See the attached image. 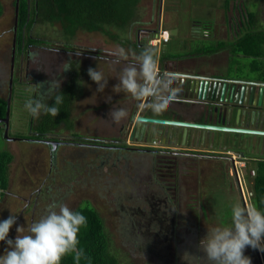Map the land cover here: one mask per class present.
<instances>
[{
    "label": "rangeland",
    "instance_id": "obj_1",
    "mask_svg": "<svg viewBox=\"0 0 264 264\" xmlns=\"http://www.w3.org/2000/svg\"><path fill=\"white\" fill-rule=\"evenodd\" d=\"M13 1L0 0V96L7 98L10 87L13 104L8 138L4 137L5 127L0 123V151L8 150L13 156L9 165L8 188L0 202V221L11 214L17 216L9 239L15 240L17 227H27L46 215L48 205L53 202L66 203L72 210L88 203L102 218L110 239V251L116 254L119 264H207L199 243L207 236L208 228L228 225L231 207L236 203L244 205L237 181L230 176V164L225 161L210 167V162L205 161V169L210 171L206 170L204 174L214 178L218 170L219 181L206 183L209 185L202 189L195 180H191L193 172L190 171L189 175V172L180 170V163H177L176 168L168 172L166 184L171 187L163 190L151 179L155 175L151 165L159 159L158 151L143 155L124 149L122 144L140 148L138 145L142 139L131 140L127 144L119 129L126 118L118 125L113 124L109 121V113L114 106L131 110L128 104L130 97L113 91L119 83V70L129 64L122 59L121 50L128 60L136 62L142 51L136 43L145 40L149 29L157 28L159 7H162L164 15L163 25L172 34L170 42L160 47L159 58L192 54L189 60L181 61L179 65L175 63L176 70L189 71L199 67L209 73L218 71L232 75L224 67L230 61L229 56H235L227 47L214 55L206 52L221 41H232L229 37L225 39L226 35L230 36L229 28L217 25L222 20V6L226 13L225 0H178L176 5L175 0H126L134 2V8L128 11L126 18L116 17L101 23L93 19L96 25L91 21V13L81 10L80 0L69 3L68 17L59 9H50L52 0H30L34 21L30 28L23 30L24 37L32 36L42 42L35 44L36 47L25 48L21 58V53L15 52L12 62ZM227 3L230 21L236 20L240 9L243 12L239 22L236 21L237 28L233 26L231 29L233 35L238 32L236 29H239L240 22L246 21L249 11L255 15L256 30L264 29V0H226ZM87 5L91 9L97 3ZM217 15L220 19L216 18ZM232 58V62L241 66H246L251 60V65L255 62L256 69L261 70L264 49L254 59L248 60L244 56ZM65 63L70 67L68 71H65ZM219 64L222 66L217 67ZM89 68L101 71L108 80L104 92L98 91V85L88 75ZM10 74L12 83L9 85ZM246 74L258 76L251 70ZM35 77H38L37 85H44L41 92L48 90L51 80L60 81L58 91L69 99V113L62 117L66 122L52 117L49 122L56 125L47 134L60 137L56 140L70 138L68 140L72 141L73 134L84 140L97 138L100 140L98 143L103 142L101 148L91 152L94 147L85 145L86 141H81L82 145L60 141L52 150L48 144L34 142L37 137L33 127H37L43 113L39 119H33L24 104L27 99L39 96L40 88L33 87L35 85L31 83L36 81ZM108 97H111L110 101ZM50 100H45V103ZM149 112L147 114L156 115ZM170 129L173 132L176 128ZM161 137L162 132L156 130L155 139L159 141ZM261 156L264 157V153L259 154L256 162L264 161ZM55 160L59 167L49 174ZM154 170L156 174L160 172ZM223 173L226 175L222 178ZM246 178L251 179L249 176ZM174 179L180 182L174 184ZM230 180L235 182L236 191L230 190ZM60 187L62 190H58ZM204 191L209 192L206 194ZM7 249V243L0 242V257ZM244 254L252 264H264V253L259 250L248 247Z\"/></svg>",
    "mask_w": 264,
    "mask_h": 264
},
{
    "label": "clouds",
    "instance_id": "obj_2",
    "mask_svg": "<svg viewBox=\"0 0 264 264\" xmlns=\"http://www.w3.org/2000/svg\"><path fill=\"white\" fill-rule=\"evenodd\" d=\"M234 6L233 10L235 9ZM161 20L157 22V28L155 30L149 29L145 35V40L140 42L143 43V46L140 47L143 49L136 57V62L127 64L119 70L117 76L119 83L113 88L115 93H124L125 97H130L134 100L133 105L139 104V108H136V105L134 109L135 117L139 115L140 111L144 113L149 108L154 114H161L167 110L174 100L171 92V86L174 81L172 82L167 74L161 75L157 69L160 47L170 39V32L166 30ZM231 21L232 26L229 28V33L233 35L231 29H233V26L237 28V25L233 23V20ZM163 30L166 31L168 36L166 41L160 40V43L156 41L152 45L150 43L151 37L158 36ZM121 55L122 59L127 60V56L123 55V50H121ZM69 69L70 67L65 63V71ZM163 70L165 69L163 68ZM181 73L184 72L174 70L173 75L182 77L179 76ZM88 75L98 85V91L104 92L108 80L103 73L89 68ZM185 76L196 79L201 78L202 74ZM33 87L40 88V93L38 98H29L25 101L24 107L27 112L33 119H39L42 113L57 117L60 112L57 106L61 105L64 100V95L58 91L61 87V82L51 80L48 82V90L46 92H41L44 87L43 84ZM48 99H54L55 105L50 107L48 103H45V100ZM108 100L110 101L111 97H108ZM144 102H148V106L143 109ZM136 111H138V114H136ZM126 116L127 111L125 108L114 106L109 113V121L118 125ZM143 116L152 117L145 114ZM153 125L157 127L156 124ZM151 128L154 127H148L149 133ZM153 138V140L149 141L150 143L142 140L141 144L138 145L140 146L139 149L150 147L155 151H160L168 145L165 139L161 144L156 141L159 146L154 147L151 144L152 141L156 140L155 135ZM126 143L128 144L129 141L127 140ZM241 155L248 163L246 168L243 169L244 179L249 185V189L252 190V180L256 173V167H253L251 161L245 158L243 154ZM248 167L254 170V174L250 173ZM246 171L248 172L246 173ZM230 174L232 173L230 172ZM230 176L236 180L235 171ZM246 176L251 179L248 180ZM74 210L66 203L53 202L49 204L46 215L27 225V227L19 226L16 228L17 236L15 240L9 239V233L17 223V216L11 214L7 219L0 221V242H6L8 245L5 254L0 257V264H62L64 258L68 256H72L74 264H81L82 258H86V256L85 252L79 247V234L81 229L87 226V218L81 211L74 212ZM248 247L264 253V211H261L255 203L234 204L230 211V223L208 228L207 236L199 243V250L205 254L203 258L206 259L207 264H252L251 259L244 254Z\"/></svg>",
    "mask_w": 264,
    "mask_h": 264
},
{
    "label": "flooded vegetation",
    "instance_id": "obj_3",
    "mask_svg": "<svg viewBox=\"0 0 264 264\" xmlns=\"http://www.w3.org/2000/svg\"><path fill=\"white\" fill-rule=\"evenodd\" d=\"M32 10L33 9L31 8L30 0H28L29 14H31ZM24 34L25 33H23L24 43H22L20 50L17 48L16 43L14 47L15 52L21 53L20 58L25 48L27 49L28 46L36 47L35 43H30L25 46L26 38L24 37ZM16 37H17V28H16ZM226 37L227 38L229 37L230 39L234 38L232 35L230 36L226 35L225 39ZM38 40H41V39H38ZM138 46L142 47L143 43H140ZM40 47L43 48L42 46ZM222 51L223 49H220V50L217 49L211 54L214 55L215 53H220ZM15 55L16 54L14 53V56ZM191 56L193 55H187V56H182V57L178 55L176 56L171 55L168 58H165L162 60L161 58H158L157 60L158 61L157 62L158 72L161 75L167 74L168 78L172 82L176 79L179 80L180 83H181V80H184L182 82H185V80L194 81L193 87L201 86L203 88L200 96H202V93L204 92L205 85H206V90L208 89V91L206 92L207 94L205 95L206 97L209 96V99L203 100V98H199L198 91L196 89H195L196 91L192 90V92H190L188 90L185 94L180 95V93H176L175 88L171 86V92H172V95L174 96V100L171 102V104L167 108V110L173 111V116L170 119L177 120V121H189L186 119L187 118L190 119L191 117H194V116L203 117L204 115L205 118L207 119V122H205L204 124L223 125L224 123L223 126H231L232 125L231 122H233L234 127L236 128L264 130V94L261 99V104L260 105L258 104L259 90L260 88H263L264 90V73H262V71L264 70V66H261V70L260 69L257 70L254 64L251 65L250 58L252 57L249 58L247 56H244V57H247L248 60L250 61L247 63L246 66H241L240 63H234L232 62L233 60L232 57L234 58H239L241 56L243 57V55L237 54L235 56H229L230 61L224 65L225 68L231 71V72L229 71L228 73L232 75L221 74L218 71H211L210 73L203 71L202 73V70L199 67H197V68H192L189 71H182L180 69H177V71L178 72L182 71L188 75L189 74H195V75L202 74L201 78L193 79V78H188L186 76L175 77L173 75V72L174 70H176V68L171 63L173 64L177 63L179 65L181 61H185L187 59L189 60V57ZM126 62H128L129 64L135 63V61L132 59H129V60L127 59ZM161 66L165 70H163ZM221 66L222 65L219 64L217 67H221ZM18 69L20 70V66H18ZM250 70L251 72L254 71V73L258 74V76L252 77V76L247 75L246 72ZM10 77H11V74H10ZM35 79L36 81H33V82L30 81V82L33 83L35 86H37L38 77H35ZM200 81H203L201 85H199ZM222 89H224V93H223V97L220 98L221 97L220 91ZM10 97H11V91H9V95L6 99H10ZM250 98H251V101L248 102ZM136 105L138 106V103L133 105L131 110L127 111L126 119L123 122V125H120L119 127L120 133L124 134L123 137L125 141L127 140L130 141V139L132 141L135 139L139 140V138H141L142 140H144L143 142L150 143L149 141L153 140L154 138L150 135L149 131L146 134H142L141 132L138 133L136 131L134 133L132 132L133 124H131V122L133 118L135 117L134 116L135 113L133 112V110L135 109ZM225 109L228 111V115L225 117H222V116L219 117L217 112L223 113L222 110H225ZM136 114H138V111H136ZM174 128L176 129L173 130L172 134L170 136L166 135L165 137V139L167 140L166 142L167 143L170 142L171 144L167 145L166 147H164L165 149H161L160 151H158V153H156L159 155V159L157 160V162H154L153 166L149 162L151 167H153L152 171L155 174L153 177H151V179H154L156 183H159L160 184L159 187H163V190L166 187H171L168 184H166L168 180V176H169L168 172L169 170L175 169L177 163H180L179 164L181 167L180 170H183L184 172H189V175L190 173L193 172V174L190 176L192 177L191 180H196L202 185H205L206 183H211V181H213L216 178L219 172L217 170L215 172V175L213 174L214 178L208 177L206 173L204 174L206 170L210 171L209 168L205 169V167H207L205 164L206 163L205 161H209L211 164L210 167H214L216 165H219L220 163L223 164L225 161L228 162L231 156V152H235L233 154H236V153L242 154L247 150L251 151L252 150L250 147L251 144L250 142H246V141H248L251 137L253 138V136H257L256 134H250V133H242V132L227 133L226 131L213 130V132L215 133L217 132V133H223V134L239 137L240 140H243V142L240 143V148L237 151L233 149H226V150L220 149V150H217V152L215 151L209 152L201 148L200 149L194 148V145L205 146V143H206L205 141L208 142L209 140V138L207 137V133L204 135H201V134L198 135L197 131L193 133V131H195L194 129H191V131H189V129L188 130L187 128L184 129L178 125H175ZM49 134L50 133L47 134V132L44 133V132L35 131L34 136L37 138H34L36 139L34 140V142H40L44 145L48 144L49 147L50 146L53 147L52 150L54 149V146L56 144L61 143V142L81 144V145L83 144L81 141H77V140H80L79 139L81 138L80 136L77 137L76 139L75 138L71 139L72 141H69L68 139L70 138H67V139L65 138V140H56L57 138H60V137L54 136L52 134H51L52 136H49ZM218 135H220V137L222 136V134H218ZM227 135L225 137L223 135V138L221 139V144L224 147H229V146L232 147V144L234 141L232 142L231 139L227 138ZM196 136H197V139H196ZM27 139L28 138H26L25 140ZM94 139L100 142V140H98L97 138H91L87 140L94 141ZM158 140L160 141V144H161L163 139L161 137ZM198 141H201V144L198 143ZM253 142H254V139H253ZM148 143H144V144H148ZM85 145L94 147L92 148V150H90L92 152L97 147L101 148L103 146V142L95 143V144L85 143ZM122 145L124 149L139 152L140 154L142 153L143 155H146V153L154 152V150L150 147L139 149V148H134V146H126L124 144ZM188 145H193V147L190 148ZM242 145L245 147L249 146L250 148L242 149ZM212 153H215V154H212ZM58 167L59 165L56 164V160H55V164L52 163V167L49 169L48 173L49 174L52 173ZM154 168L159 170L160 172L156 174ZM226 170H227V166L225 168V171ZM227 173H228V170H227ZM193 175H195V178H193ZM225 175L226 173H223L221 177L223 178ZM221 177H220V180H221ZM179 182L180 181L176 179L173 180L174 184H178ZM58 190H62V188Z\"/></svg>",
    "mask_w": 264,
    "mask_h": 264
},
{
    "label": "trees",
    "instance_id": "obj_4",
    "mask_svg": "<svg viewBox=\"0 0 264 264\" xmlns=\"http://www.w3.org/2000/svg\"><path fill=\"white\" fill-rule=\"evenodd\" d=\"M99 1V2H97ZM134 1V0H132ZM126 2V0H80L83 7L81 10L84 12L91 13V21L93 19L98 20L99 23L103 21H109L111 19L118 18H126V14L128 11L130 12L132 8H134V2ZM52 8L59 9V12H64L68 17L67 13L70 9H68L69 3H75L74 0H52ZM93 2L97 3L94 8H89L87 4H93ZM15 4V0L13 1ZM130 3V4H129ZM39 5V4H38ZM50 5V4H48ZM55 5V6H53ZM31 14L28 11V0H19L18 2V12H17V37H16V45L20 50L22 43H24L23 39V30L26 27H31L34 21V8H32ZM48 9V13L50 14L51 10ZM240 13L236 20L233 19V23L236 24L238 22V18L240 19L243 12L240 9ZM134 12V11H133ZM1 3H0V16H1ZM130 14V13H129ZM132 15V14H131ZM51 16V14H50ZM238 31L237 33H235ZM233 35V39L230 42L221 41L218 46L213 47V49H208L209 54L213 53L217 49L228 48L229 52L232 55L242 54L243 56L252 57V59L258 57L262 54L264 49V29H257L255 27V15L253 12L246 13V21L240 22L239 29H236ZM139 41V40H138ZM42 41L38 40V38H33L27 36L25 40V46L30 43L40 44ZM169 42V41H168ZM167 42V43H168ZM140 44V41L136 43V46ZM164 46V44L162 45ZM161 46V47H162ZM139 49L140 46H138ZM216 48V49H215ZM192 55V54H189ZM187 56V55H184ZM170 57V56H169ZM167 57H163L161 59H165ZM255 64V62H254ZM60 92V91H59ZM62 94V92H60ZM12 94V92H11ZM12 97V96H11ZM10 97V109H9V121L11 117V112L13 109V104L11 102ZM69 99L64 97L63 103L58 105L57 107L60 109L59 115L55 117L59 121H65V118H62L63 115H67L69 113ZM48 105L54 106L55 100L51 99L48 102ZM7 108V99L0 96V120L5 117ZM52 116L50 114L41 117L37 127H33L37 132H47L51 130V127H54L56 124L50 123ZM31 121V120H30ZM66 122V121H65ZM3 123V122H0ZM4 125V123H3ZM44 132V133H45ZM40 135V134H39ZM73 138L79 137L77 134L72 135ZM80 141H86L87 143H98L99 141L87 140L79 138ZM13 156L8 150L0 151V202L4 198L5 192L8 188L9 183V165L12 162ZM253 191V203L257 205V207L264 211V161H260L256 163V173L253 178L252 184ZM81 211L87 218V226L81 229L79 234V247L85 252L86 258H82L81 264H119L116 254L110 251L109 245V237L105 230L103 220L98 214V212L90 206L88 203L85 205L77 207L74 212ZM62 264H74V260L72 256H68L64 258Z\"/></svg>",
    "mask_w": 264,
    "mask_h": 264
},
{
    "label": "water",
    "instance_id": "obj_5",
    "mask_svg": "<svg viewBox=\"0 0 264 264\" xmlns=\"http://www.w3.org/2000/svg\"><path fill=\"white\" fill-rule=\"evenodd\" d=\"M18 2L19 0H16L15 2V23L13 26V48H12V62L14 60V47H15V43H16V28H17V12H18ZM188 74H184L181 73L179 76H185ZM192 75V74H189ZM12 76V74H11ZM187 77V76H186ZM190 77V76H188ZM11 77H10V81H9V85L11 84ZM175 82L172 83V87L175 88V92L176 93H180V95L185 94L188 90L190 92H192V90H197L198 91V95L199 98H203V100H207L209 99V96L206 97L205 94H207L206 92L208 91V89L206 90V85L204 86V92L201 95V91H202V87H193L194 81H190V80H185V82H182L184 80H181V83L178 80H174ZM196 81V80H195ZM203 83V81H200V84ZM9 91H11V88L9 87ZM195 90V91H196ZM206 90V91H205ZM223 93H224V89H222L220 91L221 97H223ZM264 94V90L263 88H260L259 90V98H258V104H261V99L262 96ZM251 101V98L248 102ZM148 106V102H144L143 104V109ZM136 108H139V104L138 106H136ZM9 109H10V99H7V108H6V113H5V117L0 120V122L4 123V137L7 138V130H8V120H9ZM223 113L217 112V114L219 115V117H225L228 115V111L222 110ZM133 112L135 113V110H133ZM144 113L143 111H140L139 115L135 118H133L131 124H133V128H132V132L134 133L136 132H141V133H147L148 131V127L150 126V124H162V125H166V126H170L173 127L175 125H178L182 128H187V130L189 129V131H191V129H195V130H221V131H226V132H242V133H250V134H256V135H264V131L263 130H254V129H245V128H236L234 127L233 122H231V126H223V125H212V124H204V123H200V122H187V121H177V120H173V119H166V118H161V117H145L143 116ZM189 133V132H188ZM172 134V132H168L166 133L167 136H170Z\"/></svg>",
    "mask_w": 264,
    "mask_h": 264
},
{
    "label": "crops",
    "instance_id": "obj_6",
    "mask_svg": "<svg viewBox=\"0 0 264 264\" xmlns=\"http://www.w3.org/2000/svg\"><path fill=\"white\" fill-rule=\"evenodd\" d=\"M176 1H178V0H175V4L174 5H176ZM180 5V4H179ZM224 7H225V11H226V13L223 11V6H222V8H220V11H221V14H222V20L220 21V22H218L217 23V21H216V23H217V25H222L221 27H223L224 29H227V28H231V26H232V21H230V19H228L227 18V8H228V3L226 4V0H225V2H224ZM162 6V5H161ZM174 8V7H173ZM175 9H176V7H175ZM180 9H181V5H180ZM162 7H159L158 9H157V21L156 22H158L159 20H161V18L164 16L163 15V13H162ZM216 18L218 19H220V16H216ZM163 19V18H162ZM162 21V20H161ZM195 22H197V21H195ZM221 29V28H220ZM171 38H172V34L170 33V39H169V42H170V40H171ZM176 55H178V54H173L172 56H176ZM172 65H175V63L173 64V63H171ZM184 71V70H183ZM186 71V70H185ZM130 103V105L132 106L133 105V103H134V100H132L131 98L129 99V102H128V104ZM148 111H151V112H149V113H153L152 112V110L149 108V109H146V111H144V114L145 115H147V116H158V115H162L161 117H166V118H172V116H173V111H171V110H166V111H164L163 113H161V114H156V115H151V114H147L148 113ZM163 115H166V116H163ZM186 120H189V121H192V122H200V123H205V122H207V119L205 118V116L203 115V117L202 116H194V117H191L190 119H186ZM152 127H154V128H151V132H152V136L154 137V135L156 136V132H154V131H156V130H160L161 132H162V141H164L165 140V137H166V133H167V131L168 132H172V130L170 129L171 127L170 126H163V127H159L158 125H157V127L156 126H152ZM165 127V128H164ZM174 130V129H173ZM195 130V129H194ZM197 131V134L198 135H204V134H206L207 133V137L209 138V140H208V142L207 141H205L206 143H205V146H198V145H194V148H196V149H204V150H207V151H209V152H213V151H215V152H217V150H220V149H222V150H226V149H233V150H235V151H237L239 148H240V143L241 142H243V140H240V138L239 137H236V136H233V135H227V138H229V139H231L232 140V142H233V144H232V147H224L222 144H221V139L223 138V135L221 136V137H217V135H216V133L215 132H213V130H208V131H206V130H195V131H193V133H195ZM227 133H232V132H227ZM226 135H224V137H225ZM192 139H194V138H192ZM196 139H197V136H196ZM196 139H195V141H196ZM253 139H254V142L252 143V141H253ZM251 140V141H250ZM169 142V141H168ZM193 142V141H192ZM246 142H250V144H251V151H245L244 153H242L246 158H248L250 161H251V164L253 165V167H256V158L257 157H259V154L260 153H264V136H260V135H257V136H253V138L251 137L248 141H246ZM198 143H200L201 144V141H198ZM224 143V142H223ZM169 144H171L170 142L168 143V145ZM196 144V143H195ZM187 145V144H186ZM222 145V146H221ZM190 148H192L193 147V145H188ZM247 147V148H246ZM243 146L242 145V149H249L250 147L249 146ZM195 151V150H194ZM212 154H215V153H212ZM264 157H260V159H263ZM210 159H212V158H210ZM196 181V180H195ZM218 182L219 181V179L217 178V176H216V178L213 180V181H211V183H215V182ZM253 181V180H252ZM196 185H200L201 187H202V189H205V187L207 186V185H209V184H205V185H202V184H200L199 182H197L196 181ZM229 185V188H230V190L231 191H236V188H235V182L234 181H232V180H230V183L228 184ZM203 191V190H202ZM206 194H208V192L209 191H204ZM203 192V193H204ZM212 197H210V199H211Z\"/></svg>",
    "mask_w": 264,
    "mask_h": 264
},
{
    "label": "built area",
    "instance_id": "obj_7",
    "mask_svg": "<svg viewBox=\"0 0 264 264\" xmlns=\"http://www.w3.org/2000/svg\"><path fill=\"white\" fill-rule=\"evenodd\" d=\"M236 9V8H235ZM168 36L166 35V31H162L158 36L151 37L150 43L153 45L157 41L160 43V40L166 41ZM152 146L156 147L159 146V144L156 141H152ZM234 152H231V156L229 158V164L230 165V172L233 174L235 171V177L237 180L239 192L242 196V200L244 204L246 203H252V196L253 192L250 190L247 186V182L244 179V172L243 169L246 168L247 162L244 160L242 155L240 153L233 154ZM251 174H254V170L252 168L248 167ZM244 186V187H243Z\"/></svg>",
    "mask_w": 264,
    "mask_h": 264
}]
</instances>
